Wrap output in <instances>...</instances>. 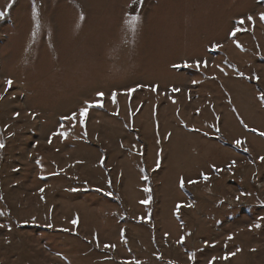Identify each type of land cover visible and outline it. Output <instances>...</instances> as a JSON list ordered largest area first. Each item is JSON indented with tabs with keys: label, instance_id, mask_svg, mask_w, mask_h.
<instances>
[{
	"label": "rangeland",
	"instance_id": "obj_1",
	"mask_svg": "<svg viewBox=\"0 0 264 264\" xmlns=\"http://www.w3.org/2000/svg\"><path fill=\"white\" fill-rule=\"evenodd\" d=\"M262 12L15 0L0 19V264H264Z\"/></svg>",
	"mask_w": 264,
	"mask_h": 264
},
{
	"label": "snow or ice",
	"instance_id": "obj_2",
	"mask_svg": "<svg viewBox=\"0 0 264 264\" xmlns=\"http://www.w3.org/2000/svg\"><path fill=\"white\" fill-rule=\"evenodd\" d=\"M14 2H15V0H10V3L7 5V8H6L5 10H3V11H0V19H4V18L8 15V10L11 9L12 4H13ZM142 3H143V0H133V4H142ZM32 17H33V20L35 21V28H34L33 33H32V35H33V37H34V36L36 35V32H37V31L39 30V28H40L39 13H38V11H37V9H36L35 6H34L33 9H32ZM81 19H83V16H81ZM247 20H248L249 22H252V23L254 24V20H253V17H252V16H248V17H247ZM260 20H261L262 22H264V12L260 13ZM124 23H125L127 29H128L131 33L135 34L136 31H137V29H138V25H139V23H140V16H139V15H136V14H129L128 16H126V19H125ZM244 23H245L244 19H240V20L237 21V24H238V25H243ZM243 30H244V29H242V28H240V27H237L236 30L232 32V35L235 36L237 32H239V31H243ZM214 47H219V46L217 45V46H214ZM237 47H240V45L237 44ZM204 63L206 64V62H204ZM174 66H175V67H180V65H174ZM183 66H184V67H190L191 65L184 64ZM196 66L199 67V66H200V62H197ZM257 79H258V78H257ZM12 84H13V81H12L11 79H8V80L6 81V88H5V91H6V92L8 91V89H10V88L12 87ZM153 90H155V89H153ZM175 91H178V90H175ZM128 94L131 95V92H129ZM96 97H97V101H96L95 103L87 102V101H86V102H85V106H83V107H81V108L79 109V123H80L81 126H83L84 123H85V119H86V117H87V115H88L89 109H91V108H101V107H103L102 100H103V97H104V92H103V91H98V92L96 93ZM111 98H112L113 102L115 103V99H116V93H115V92L111 93ZM0 99H3V97L0 96ZM260 99H261L262 101H264V96H261ZM16 115L18 116L19 113H17ZM63 119L76 121V120H77V114H76V113H72V114L69 115V116L63 117ZM61 127H63V125H61ZM245 127H247V126L245 125ZM58 134H59L60 136H62V137H67V135H68L67 132H63V131H62V132H59ZM261 135H264V133H261ZM50 142H51V141H49V143H50ZM236 144H237V146H239V145L241 144V141H239V140L236 141ZM4 147H5L4 143H3V142H0V149H2V148H4ZM246 150H247V149H245V151H246ZM261 159L264 160V157H261ZM157 167H159V161H157ZM204 179L207 180L208 177H207V176H204ZM145 180H147V177H145ZM197 182H198V181H196V180H191V181H189L188 183H197ZM180 187H181V188L184 187V180H183V178H181V181H180ZM41 191H43V189H41ZM97 191H100V190L97 189ZM144 191H145L146 193H149V196H148V199H147V200L141 201V203L147 205L148 203H150V201H151V199H152V197H151V195H150V193H151V189H149V188H145ZM186 206H187V207H192L191 204H188V205H186ZM180 207H181V205H177V208H176L177 214H179ZM72 223H73V224H76L77 221H76V220H73ZM255 226H256V227H260L259 224L255 225ZM0 227H3V225H0ZM9 230H10V229H9ZM229 239H232V237L230 236ZM181 243H183V239H181ZM104 247H105V248H109V247H113V248H114L115 246H114V245H111V246H110V245L105 244ZM237 251H240V249H237ZM230 255H231V256H235V255H236V252H232ZM191 258H192V257H190V259H191ZM213 259H215V258H213ZM223 259L227 260V259H229V256L226 255V256L223 257ZM126 264H128V262H126Z\"/></svg>",
	"mask_w": 264,
	"mask_h": 264
}]
</instances>
